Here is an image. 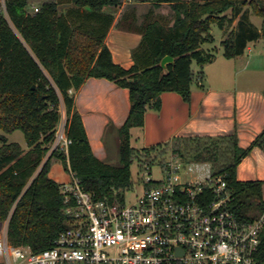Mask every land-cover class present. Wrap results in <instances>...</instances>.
Masks as SVG:
<instances>
[{
  "label": "trees",
  "instance_id": "trees-1",
  "mask_svg": "<svg viewBox=\"0 0 264 264\" xmlns=\"http://www.w3.org/2000/svg\"><path fill=\"white\" fill-rule=\"evenodd\" d=\"M131 1L150 3L151 8L141 20L136 9L127 10L116 23L122 30L142 35L132 51L134 65L125 69L113 61L105 44L115 17L104 12L106 7L122 6L124 0H0L4 3L0 5V224L8 222L7 239L14 246L34 253L52 249L69 224L62 184L49 176L54 161L71 169L96 200H103L112 198L114 190L134 184L131 165L140 153L145 164H151L170 151L184 164H211L212 178L223 177L235 198L231 208L244 222L264 213V182L237 179L243 159L255 147L264 152V131L246 149L239 146L237 133L178 137L142 152L131 143V131L143 128L147 111H160L163 93L175 92L190 102L193 85L202 77L193 64L203 67L216 59L202 48L213 40L212 25L223 30L238 21L222 41L227 59L243 55L250 43L264 38V0L249 3L263 20L261 31L242 10L247 0ZM62 5L70 7L61 12ZM166 56L174 62L164 69L161 61ZM89 78L107 79L130 93L129 116L116 129L118 167L94 155L70 94ZM62 110L71 140L68 154L56 150L48 156ZM17 130L24 133L28 151L9 143L6 135ZM160 164L167 167L164 161ZM158 184L151 181L147 186ZM203 196L206 203L217 200L208 187ZM257 258L264 263V230Z\"/></svg>",
  "mask_w": 264,
  "mask_h": 264
},
{
  "label": "built area",
  "instance_id": "built-area-1",
  "mask_svg": "<svg viewBox=\"0 0 264 264\" xmlns=\"http://www.w3.org/2000/svg\"><path fill=\"white\" fill-rule=\"evenodd\" d=\"M61 112L48 156L56 150L68 154L71 144ZM182 165L167 164V177L157 186L148 187V177L141 192L133 184L103 200L87 192L69 169L70 180L61 187L69 224L55 246L34 253L9 243L6 234L0 237V258L5 264H264L257 258L264 213L244 222L231 208L235 198L223 177L212 178L211 165L191 164L208 168V178L189 183L180 181ZM205 187L217 200H202ZM128 190L138 198L124 204Z\"/></svg>",
  "mask_w": 264,
  "mask_h": 264
},
{
  "label": "crops",
  "instance_id": "crops-1",
  "mask_svg": "<svg viewBox=\"0 0 264 264\" xmlns=\"http://www.w3.org/2000/svg\"><path fill=\"white\" fill-rule=\"evenodd\" d=\"M131 4L137 6L140 20L151 8L150 3L124 0L123 5L118 8L104 9L105 13L115 17L105 44L112 53L113 61L125 69L134 65L132 51L142 41V35L116 26ZM257 29L261 31L260 28ZM225 61L219 64L220 60L217 58L203 67L198 65V70L194 72L198 75L201 73L202 77L193 85L190 102H186L178 93H163L160 111L148 110L143 128L131 131V143H136L134 148L142 151L165 145L178 137H215L234 133H237L239 146L249 148L264 131V38L250 43L243 55L226 58ZM224 64L231 71L228 82L214 84L210 80L205 81L207 69L214 65L225 67ZM72 94L94 155L99 160L110 163L107 137L114 138L116 129L129 116V90L107 79L89 78ZM58 162L54 161L53 164ZM59 169L61 179L53 177L52 167L49 176L59 184L67 183L70 176L63 174L65 168ZM237 179L240 182H264V152L259 147H255L240 163Z\"/></svg>",
  "mask_w": 264,
  "mask_h": 264
},
{
  "label": "rangeland",
  "instance_id": "rangeland-1",
  "mask_svg": "<svg viewBox=\"0 0 264 264\" xmlns=\"http://www.w3.org/2000/svg\"><path fill=\"white\" fill-rule=\"evenodd\" d=\"M129 2L130 0H125ZM184 1H192V0H184ZM193 1H198V2H206V1H213V0H193ZM252 0H247V5L242 7L243 12H246L249 15L250 21L256 28H262V18L257 17L254 12H253V6L250 5L249 3ZM2 7H4V3L1 2L0 4ZM70 5H62L60 7L61 12H65L66 9ZM38 7V5H35L34 8ZM135 4H131V6L128 8V10H134L136 9ZM228 18L232 17V12L228 11L226 13ZM238 21L236 20L232 25H227L223 30H221L216 24L212 25L211 29V35H212V42L206 43L203 45L204 49L207 50L208 52L214 54L216 56V59L218 58L220 60L219 64H222V62L225 61L224 53L225 49L222 45V41L224 37H227L229 33L232 31L233 28L237 27ZM210 66V65H208ZM222 65H214L213 67L209 68L206 70V82L210 80L212 83H223V82H228L230 79V74L231 71L227 69V66L224 64ZM192 69L194 71L198 70V65L196 63L193 64ZM208 78V79H207ZM9 143H17L19 144L24 150L28 148L25 135L22 131L17 130L13 132L12 134H7L6 135ZM119 137L116 135L114 138L112 136L107 137V148L110 153V165L118 167L119 166ZM132 146L135 147L136 143L133 142ZM164 148V147H163ZM163 148H160L159 150H164ZM142 152V151H141ZM158 152V151H157ZM156 154H153L155 156ZM145 158L142 157V154L140 153L137 156V159L133 161V164L131 165V179L134 184H137L139 186V191H142V182L148 177L151 179L153 182H158L162 181L167 177V172L166 169L167 167L162 166L160 163L162 161L166 162V164H176V158H174L169 151L164 158H159L158 160L154 161L151 164H148L146 166L145 164ZM180 164H183L179 173L180 181L189 183V182H196V181H204L208 178V168H205L204 171H200L195 165L191 164H184V162L179 161ZM211 165V164H209ZM147 167H149L147 169ZM59 168H65L64 164H62L61 161L58 163L52 164V174L53 177L56 179H61L59 177ZM68 170H64L63 174H66L65 176H68L69 173L67 172ZM147 173L150 175L147 176ZM138 198V195L132 190H128L125 192V198H124V204H131L134 203ZM7 226L8 222L4 224H0V237L4 236L7 234ZM0 264H5V260L0 258Z\"/></svg>",
  "mask_w": 264,
  "mask_h": 264
},
{
  "label": "water",
  "instance_id": "water-1",
  "mask_svg": "<svg viewBox=\"0 0 264 264\" xmlns=\"http://www.w3.org/2000/svg\"><path fill=\"white\" fill-rule=\"evenodd\" d=\"M174 62V59L170 56H166L162 61H161V67L166 69L167 65L171 64ZM179 253L183 254V251L179 250Z\"/></svg>",
  "mask_w": 264,
  "mask_h": 264
}]
</instances>
